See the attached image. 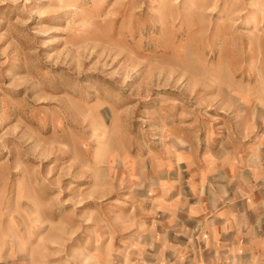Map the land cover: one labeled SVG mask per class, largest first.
Wrapping results in <instances>:
<instances>
[{
	"label": "rangeland",
	"instance_id": "374dc122",
	"mask_svg": "<svg viewBox=\"0 0 264 264\" xmlns=\"http://www.w3.org/2000/svg\"><path fill=\"white\" fill-rule=\"evenodd\" d=\"M0 264H264V0H0Z\"/></svg>",
	"mask_w": 264,
	"mask_h": 264
}]
</instances>
